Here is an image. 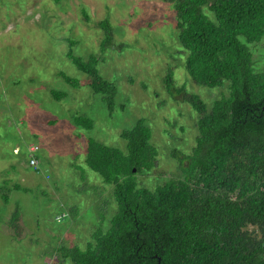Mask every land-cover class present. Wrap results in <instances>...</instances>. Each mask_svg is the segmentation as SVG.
<instances>
[{
    "label": "rangeland",
    "instance_id": "obj_1",
    "mask_svg": "<svg viewBox=\"0 0 264 264\" xmlns=\"http://www.w3.org/2000/svg\"><path fill=\"white\" fill-rule=\"evenodd\" d=\"M104 19L113 42L97 68L117 87L113 118L65 56V39L77 41L76 56L99 54L104 36L97 23ZM249 49L262 70L264 41ZM184 58L176 16L164 0H0V187H7L8 197L5 202L0 195V264H70L60 248L84 250L95 228L108 229L117 204L113 187L85 162L90 138L123 151L120 134L143 118L159 161L137 175L138 186L181 175L170 152H191L198 115L170 97L165 75L172 68L175 85L185 84L208 110L229 95L228 82L219 88L195 85ZM60 72L77 79L79 87L64 83ZM51 90L66 97L56 101ZM75 115L92 119L93 129L76 126ZM33 146L38 149L30 153ZM17 210L20 233L12 225Z\"/></svg>",
    "mask_w": 264,
    "mask_h": 264
},
{
    "label": "trees",
    "instance_id": "obj_2",
    "mask_svg": "<svg viewBox=\"0 0 264 264\" xmlns=\"http://www.w3.org/2000/svg\"><path fill=\"white\" fill-rule=\"evenodd\" d=\"M164 1L176 16L177 41L191 81L206 88L228 82L229 95L208 110L185 84L175 85L172 68L167 72V93L197 112L199 133L191 152H170L181 175L154 187H139L137 181L159 161L143 118L120 134L123 151L88 139L85 162L113 187L117 210L107 230L94 229L93 242L84 250L75 246L58 252L70 264H264V68L256 66L249 49L264 41V0ZM97 26L104 36L99 54L76 56L77 41L65 39V56L113 118L117 87L97 68L105 61L100 55L112 46L113 29L105 19ZM58 77L70 87L80 85L63 72ZM50 95L56 101L66 97L55 90ZM73 122L88 132L94 125L77 115ZM5 188L0 187V195L7 202ZM12 221L20 233L18 210Z\"/></svg>",
    "mask_w": 264,
    "mask_h": 264
},
{
    "label": "built area",
    "instance_id": "obj_3",
    "mask_svg": "<svg viewBox=\"0 0 264 264\" xmlns=\"http://www.w3.org/2000/svg\"><path fill=\"white\" fill-rule=\"evenodd\" d=\"M35 151H37V147H33V148L30 149V152H35ZM36 164H37V162L34 159L30 160V165L31 166L35 167Z\"/></svg>",
    "mask_w": 264,
    "mask_h": 264
},
{
    "label": "clouds",
    "instance_id": "obj_4",
    "mask_svg": "<svg viewBox=\"0 0 264 264\" xmlns=\"http://www.w3.org/2000/svg\"><path fill=\"white\" fill-rule=\"evenodd\" d=\"M33 147H36V146H33ZM33 147H31V148H33ZM30 148V149H31ZM38 149V148H37ZM29 152H30V150H29ZM36 152V151H35ZM35 152H30V153H35ZM183 153V152H182ZM29 165H30V161H29ZM37 165V164H36ZM31 166V165H30Z\"/></svg>",
    "mask_w": 264,
    "mask_h": 264
},
{
    "label": "crops",
    "instance_id": "obj_5",
    "mask_svg": "<svg viewBox=\"0 0 264 264\" xmlns=\"http://www.w3.org/2000/svg\"><path fill=\"white\" fill-rule=\"evenodd\" d=\"M46 178V177H45ZM47 179V178H46Z\"/></svg>",
    "mask_w": 264,
    "mask_h": 264
}]
</instances>
